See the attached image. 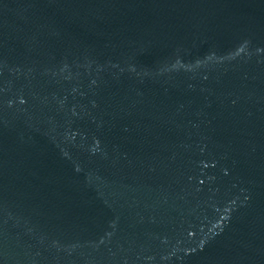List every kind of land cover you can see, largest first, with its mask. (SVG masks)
Listing matches in <instances>:
<instances>
[{
  "label": "water",
  "instance_id": "obj_1",
  "mask_svg": "<svg viewBox=\"0 0 264 264\" xmlns=\"http://www.w3.org/2000/svg\"><path fill=\"white\" fill-rule=\"evenodd\" d=\"M0 264H264V0H0Z\"/></svg>",
  "mask_w": 264,
  "mask_h": 264
}]
</instances>
